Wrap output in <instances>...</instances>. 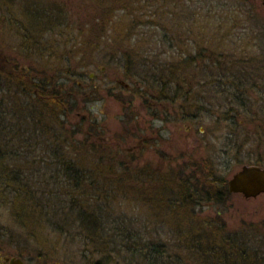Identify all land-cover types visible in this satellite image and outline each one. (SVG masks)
<instances>
[{"label": "rangeland", "instance_id": "obj_1", "mask_svg": "<svg viewBox=\"0 0 264 264\" xmlns=\"http://www.w3.org/2000/svg\"><path fill=\"white\" fill-rule=\"evenodd\" d=\"M254 1L256 7L261 9L260 14L264 16V0ZM46 6H50L48 9L50 12L45 13ZM244 6L243 0H49L39 3L34 0H0V63L6 60L3 63L5 65L9 63V59L17 58V61L22 64L33 62L44 65L46 63L48 65L45 67L46 70L60 68V66L70 67V73H75L78 78H73L66 85L72 87L73 84H77L81 88L79 93L88 92L85 97L77 96L80 102L86 100V103H80L78 113L69 114L67 121L82 123L81 120H85L81 127L83 130H87L89 123L92 122L95 123V129L99 127L96 143L107 145L109 149L104 150L111 151L110 162L115 173L113 176L109 174L110 180H117L119 174H122V163L128 161L129 168L134 170L131 174H125L130 176L129 182H126V178H122L124 179L122 185L125 184V188L117 189L115 185L114 189L108 188L107 196L102 197L105 201L98 204L96 209L102 217L113 219L111 222H114V226L130 228L133 232L140 234L143 241L161 245L162 249H166L171 256L184 255L186 262L182 264H194V261L187 257L188 251L184 247L178 248L177 244H184L182 241L176 244L179 238L174 234V227L175 223H182L176 215L180 212L174 210L178 206L175 204L173 195L166 194V196L163 195L164 197H159L157 194H151L153 187L161 188L158 181L159 176L155 173L172 175L177 181L179 177H182L190 183L187 177L195 174V170H179V167L188 166L194 162L206 161L212 164L216 177L226 180L243 165H258L256 162L259 161L264 167V110L253 109V101L258 102L255 105L264 107L262 103L264 101L256 99V97L264 99L262 94L264 85L258 83L260 86H256L257 89H262L260 92H253L246 86L248 88L246 90L252 95L248 106H244L246 109L250 108L249 112L245 113V109L236 106V109L240 111L238 119L244 122L241 130L236 126L228 127L212 119L211 114L216 108L212 107L211 103L207 102L208 100L205 103L199 102L201 104L199 107L204 106V110L209 112L200 113L195 120L188 118L190 117L189 108L182 109L183 107L179 106L180 120L175 122L169 120L160 125L166 130L165 137L169 138L164 149L169 161L151 158L150 152L141 156L140 149L135 151L137 156L135 160H130L124 154V150L136 144V139H131L130 134L134 131L138 132L140 126H143L139 117L141 96L135 91L131 92L134 89L135 78H131V74H127L126 69L121 66L120 55L122 50L138 46L137 41L140 42V48L147 50L143 51L146 52L145 58L158 55L162 60H168L175 46L189 50L191 55L187 56L193 57V51L186 49L181 42L187 43L186 39L189 42L196 39L197 36L194 34L199 32L198 27L201 26L204 28L199 30L207 34L204 38L208 39L210 50H215L214 54L217 56L221 54L219 57L215 56L216 60L222 59L221 56L225 52L228 55L234 53L233 49L238 47L241 55L246 50L251 56L258 57L256 58L258 76L262 77L264 76V62L258 61L264 51V32H261L262 29L251 21L253 15L242 13ZM47 16L51 21L45 25L43 20ZM234 18L239 23H236ZM92 27L97 34L93 33L90 38ZM256 33L257 48L251 45L252 43H248ZM123 36L124 40L131 39L132 43L118 46L116 40ZM216 37L224 40H217ZM81 40L83 44L80 50L83 52V57H77L76 52L79 51ZM39 45H46L47 48L40 50ZM150 47L153 48L150 49L151 52L148 51ZM84 57L88 60L82 63ZM57 63L60 65H55ZM221 63L222 61L219 66ZM34 69H39L41 72L44 70L39 66ZM132 70L130 69L129 73H132ZM189 70L190 68L186 74L191 75ZM41 72L35 74L43 77V74H38ZM126 74L128 77H125ZM206 74H210V70L194 80H205L209 87V81L215 80V85H219L224 90L223 87L230 78L220 76L211 78V75L207 77ZM118 80L127 83L129 89L124 90L118 84ZM0 81L3 82V80ZM100 82L102 87L98 92L96 85ZM112 90H115V93ZM208 90L210 88L206 87L195 96L204 97L208 94L206 93ZM239 92L242 91L239 90ZM149 93L158 95L154 90ZM179 95L180 93L176 95V101L181 104L188 101L181 99ZM123 97H131L129 114L125 111L124 107L127 106V102H123ZM22 101L23 105L28 108L27 113L31 111L32 106L26 105L27 100L22 99ZM218 102L223 104V100L215 101V105L222 108ZM224 105L228 107L227 103ZM25 116L26 113L23 111V117ZM174 116L177 117V115ZM46 121L49 122L48 118ZM187 125L190 126L191 132L187 131ZM192 134L199 139L198 143L195 144ZM118 142H123V146L120 147ZM93 159L97 161L100 157L96 155ZM94 170L93 174L97 175L98 168L94 167ZM142 170L145 174L140 172ZM178 170L182 173H178ZM130 179H135V183L133 184ZM192 186L201 195L199 187L195 184ZM193 191L190 189L192 195ZM183 198L186 199L185 196ZM192 200L199 201V205L195 206L194 210L191 205L186 208L184 215L185 219H189L188 225L195 226L201 221L202 225L207 227H224V230L220 231L223 235L237 232L249 235L245 236L246 239L254 240L255 246L261 250V254L263 253L264 246L261 242H264V194L250 199H245L240 194H231L222 204L208 202L202 198L197 200L196 197ZM0 218H3L1 211ZM3 220L0 221V232L4 234L7 222L5 218ZM37 224L35 223L34 228L29 229V234L34 237L29 239V242H9L10 239L3 238L5 236L2 237L1 234L0 264H6L2 261L4 257L17 255L22 256L20 258L25 264H88L93 260L99 261L98 264H139L138 258L134 257L133 253L130 254L124 249L120 250L121 247L118 245H115L114 251L109 248L111 251L108 258H103V255L87 257L82 251L84 247L76 239L59 240L58 235L48 234L46 229H36ZM186 227L188 226L184 224V229ZM77 232V225L76 227L73 225L69 232L70 235ZM20 234L24 233L20 231ZM23 239L24 237H21L22 241Z\"/></svg>", "mask_w": 264, "mask_h": 264}, {"label": "trees", "instance_id": "obj_2", "mask_svg": "<svg viewBox=\"0 0 264 264\" xmlns=\"http://www.w3.org/2000/svg\"><path fill=\"white\" fill-rule=\"evenodd\" d=\"M243 2L245 6L242 13L253 15L251 21L262 29L261 32H264V16L260 14L261 9L256 7L254 0H243ZM235 21L239 23L237 19ZM198 28L201 30L204 27ZM91 29L90 38L93 33L97 34V31H93V27ZM199 29V32L194 34L197 36L196 39L190 42L186 39L187 43L181 42L186 49L193 51L194 55L190 58L189 50H183L174 45L168 60H162L158 55L145 58L146 52L143 51L147 50L140 48V42L137 41L138 46L122 50L121 66L126 69L127 74H131V78H135L134 89L131 92L135 91L141 95L146 89V91L154 90L161 95L162 92L177 91L181 99L188 100L183 107L194 109L196 118L200 113H204V106L199 107L201 105L199 102L205 103L208 100L207 102L216 108L211 114L212 119L228 127L236 126L241 130L244 122L238 119L240 111L236 109V106L245 109L246 111H243L248 113L250 108L245 107L248 106L252 97L239 96L237 91L241 87L245 90L246 86L253 92L262 91L256 88L260 86L258 83L264 85V76H258V63H256L258 57L251 56L246 50L241 55L239 48L235 47L234 53L228 55L225 52L224 56H221L222 59L216 60L215 56L219 57L221 54L217 56L214 54L215 50H210L209 41L204 38L207 34L204 31L200 32ZM216 39L224 40L217 37ZM255 39L258 40L257 33L248 43H252L251 45L257 48L258 42ZM116 41L118 46L132 43L131 39L124 40V36ZM188 43L189 46H187ZM82 44L81 40L79 51L76 52L77 57H83V52L80 50ZM148 49L151 52L150 49L153 48ZM86 59L84 57L82 63ZM220 61H222L221 66H219ZM260 61L264 62V51L259 56L258 62ZM4 62L6 60L0 63V80H3V82L0 81V211L7 224H5L4 234L0 232V236L4 235L3 238L10 239L9 242H29V239L33 237L29 234V229L34 228V224L38 223L36 229H46L48 234L58 235L59 240L76 239L84 247L82 251L87 257L103 255V258H108L111 251L109 248L114 251L115 245H118L121 247L120 250L124 249L130 254L133 253V256L138 258L139 264L186 262L184 255L171 256L166 249H162L161 245L143 241L140 234L133 232L130 228L114 226V222H111L113 219L102 217L96 209L98 204L105 201L102 197L107 196L108 188L111 189L114 185L117 189L125 188V184L122 185L124 181L122 178H126V182H129L130 176L125 174H131L134 170L129 168L128 161V163H122V174H119L117 180H110L109 174L113 176L115 173L110 162L111 151L104 150L109 149L107 145L96 143L99 127L95 129V123L92 122L89 123L87 130H83L81 127L85 120L82 119V123L67 121L69 114L78 113L80 103H86V100L80 102L77 96L85 97L88 92L79 93L81 88L77 84H73L72 87L66 85L73 78H78L75 73H70L71 68L60 66L56 68L59 70L47 69V71L46 63L44 65L33 62L22 64L17 61V58H11L8 64L3 65ZM37 66L44 70L41 72L39 69H34ZM189 68L191 75L186 74ZM130 69H133V75L129 73ZM208 70L210 74H206L207 77L210 75L211 78L212 76L230 77L226 86L223 87L224 90L219 85H215V80L209 81L210 87L205 80H194ZM36 72H41L38 74H43V77L36 79ZM127 74L125 77H128ZM242 74L246 77L240 81ZM206 87L210 88L206 92L207 96H195ZM91 93L93 94V91ZM245 93L247 94L246 90ZM262 94L264 95V89ZM131 97L122 98L123 102H127V106L124 107L127 114H129ZM22 99L27 100L26 105L32 106L29 114ZM256 99L264 101L263 98L256 97ZM221 100L223 104L218 103L222 108L215 105V101ZM224 103H227L228 107H225ZM256 103L258 102L253 101V109L264 110L263 105L257 104V106ZM23 111L26 113L25 117H23ZM42 115H46L44 119ZM47 118L49 122L46 121ZM19 121L21 122L18 123ZM19 124L22 125L19 126ZM124 154L130 160H135L136 156L133 153L125 151ZM96 155L100 157V160H92ZM256 164L261 165L259 161ZM94 167L98 168L97 175L93 174ZM213 167L206 161L179 167V170H195V174L187 177L190 183L185 178L179 177L177 181L172 175L157 172L162 191L158 187H153L151 194H157L159 197L171 194L175 198L178 208L174 210L180 212L176 215L183 223L177 222L174 227V234L179 238L176 244L184 243L177 244L178 248L184 247L188 251L187 257L192 259L194 264H264V251L261 254V250L253 243L254 240L246 239L249 235L238 232L223 235L220 231L224 230V227H207L202 225L200 220L195 226L188 225L189 219H185L184 215L186 208L191 205L194 210L195 206L199 205V201L195 202L192 198L196 197L197 200L202 198L208 202L222 204L231 195L227 190V180L217 178ZM179 170L178 173H182ZM140 172L145 174L143 170ZM130 180L133 184L135 183V179ZM194 184L201 190V195L199 191L192 188ZM190 189L194 190L193 195ZM3 218H0L1 222L4 221ZM184 224L188 226L186 229ZM73 225L75 227L77 225L78 232L70 235ZM20 231L24 234L21 235ZM21 237H24L23 241ZM261 245L264 246V242H261ZM98 263L99 261L93 260L88 264Z\"/></svg>", "mask_w": 264, "mask_h": 264}, {"label": "flooded vegetation", "instance_id": "obj_3", "mask_svg": "<svg viewBox=\"0 0 264 264\" xmlns=\"http://www.w3.org/2000/svg\"><path fill=\"white\" fill-rule=\"evenodd\" d=\"M45 1H49V0H34V2H37V3L45 2ZM48 9H50V6L45 7V13H46V11H49ZM50 21L51 20L48 16L45 18V20H43L45 25L49 24ZM37 23L39 24L40 22H37ZM39 47H40V50L41 49L45 50L47 48L46 45H39ZM101 72H103V70ZM245 77H246V75L245 76L241 75L240 81H243V79H245ZM38 78L39 77L37 76L36 79H38ZM45 80H46V78H45ZM117 82L119 85L122 86V88L124 90L127 91L129 89V85H127V83L125 84L119 80ZM96 87H97L96 89L98 91L102 87L101 82L98 83L96 85ZM246 89L247 88L245 87V90ZM239 90L242 92H239ZM239 90L237 91L239 96L252 97V95L250 94L249 91L246 90L247 94L245 93V90L243 89V87H241V89L239 88ZM112 92L115 93V90H112ZM149 92H151V91L150 90L146 91V89H144L140 95L141 96V98H140L141 112L139 114V117L143 123V126H140V129L138 130V132L134 131L133 133L130 134V138L136 139L137 142H136V144H133L132 146L128 147L127 150H124V151H127L129 153H133L136 156L135 151L137 149H140V153H141L140 155L141 156L144 155V153L150 152L149 154L151 155V158L155 157V158L161 159L162 161H169L168 154L164 150L165 145L169 141V138L167 139L165 137L166 130L163 126H160V125L165 124V122H168L169 120H171L172 122L179 121L180 117L178 116V109H179V106L183 107L184 103L181 104V103H179V101H176L177 100L176 95L179 94L177 91H174L173 93H171L170 91H167L164 93L162 92L161 95H159V94L154 95V94H151ZM172 95H173V97H172ZM169 100H171L170 101L171 103L169 102ZM182 109H185V108L183 107ZM193 111H194V109H192V108L188 109V113H189L188 115L190 116L188 118L195 120L196 116H195ZM206 112L208 113L209 111H207L205 109L204 113L207 114ZM182 114L185 116V112H183ZM163 115H165V116H163ZM174 115H177V117ZM161 116H163V117H161ZM184 116H182V117L184 118ZM189 127L190 126L187 127V131L191 132V130H190L191 128H189ZM192 138L195 139V144H196V142L197 143L199 142V139L197 137L193 136V134H192ZM117 144L121 147V146H123L124 143L118 142ZM155 174L158 175L157 172ZM7 258L8 259L9 258L21 259L19 256L4 257L2 260L3 263L9 264V262L6 260ZM23 263H24V261H23Z\"/></svg>", "mask_w": 264, "mask_h": 264}, {"label": "water", "instance_id": "obj_4", "mask_svg": "<svg viewBox=\"0 0 264 264\" xmlns=\"http://www.w3.org/2000/svg\"><path fill=\"white\" fill-rule=\"evenodd\" d=\"M231 194H241L245 199L264 194V168L260 165H243L227 181ZM9 264H24L19 258H7Z\"/></svg>", "mask_w": 264, "mask_h": 264}]
</instances>
